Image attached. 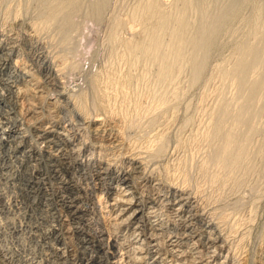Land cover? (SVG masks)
Masks as SVG:
<instances>
[{
	"label": "rangeland",
	"instance_id": "rangeland-1",
	"mask_svg": "<svg viewBox=\"0 0 264 264\" xmlns=\"http://www.w3.org/2000/svg\"><path fill=\"white\" fill-rule=\"evenodd\" d=\"M45 1L0 0V59L5 58L4 65L0 64V264H68L72 260L88 264L96 256L108 264H154V258L146 253L149 240L210 230L209 237L200 236L201 244L189 236L183 250L196 246L203 258L209 252L211 264L221 260L223 264H264V112L252 121L256 130L250 135L240 169L223 171L212 165L209 156L218 144L212 146L207 136L210 113L224 97L235 93L234 87L224 82L222 71L239 59L237 44L264 38V23L260 33L250 30V21L258 9H264V0H237L232 19L219 34L218 47L212 50L199 81L190 82L188 56L184 60L187 65L181 64L184 69L162 95L160 83L154 79L155 67L131 62L122 55L120 41L139 36L141 23L133 21L130 14L141 0H108L101 19L94 22L84 20L83 13L96 0H76L80 8L73 16L65 17L61 11L48 24L42 22L48 11ZM261 18L264 20V15ZM112 32L120 38L118 43L110 41ZM24 69L27 76L22 74ZM124 75L134 79L133 85L125 82ZM9 76L18 86L34 82L42 89V118L57 131L47 137L52 141L50 150L3 86ZM94 79L105 93L101 95L104 100L94 94ZM98 100L112 110L99 108ZM111 115L122 130L116 146L95 130L100 118L107 123ZM60 142L67 153L65 163L56 161L49 152ZM27 146L33 149L30 156H13H20ZM14 147L20 152L11 153ZM65 180L73 185H66ZM118 188L129 190L128 196L141 205L136 218L125 223L115 217L112 207ZM175 189L188 196L181 224L174 223L178 219L170 209L178 197ZM70 199L76 208L68 206ZM192 205L196 211L191 210ZM157 218L162 220V228ZM64 219L73 228L69 238L49 237L45 253L42 228L49 222L58 228ZM154 222L157 224L152 225ZM88 236L95 239L94 245L102 241V251L97 252L92 243H83ZM139 236L143 242L138 241ZM217 243L219 249L215 248ZM183 256L173 255L174 263L182 264Z\"/></svg>",
	"mask_w": 264,
	"mask_h": 264
},
{
	"label": "bare ground",
	"instance_id": "bare-ground-1",
	"mask_svg": "<svg viewBox=\"0 0 264 264\" xmlns=\"http://www.w3.org/2000/svg\"><path fill=\"white\" fill-rule=\"evenodd\" d=\"M75 1L76 0H46L45 4H46V8L48 9V11H47V15L42 17V22L48 24L49 21L54 19L57 16L58 12H61V11H64V13L66 15L65 17L73 16L75 14V11L79 10V8H80V4H75ZM107 1L108 0H96L93 3L89 4L87 6V8L85 9V13H83V14H85L84 20L94 22V21H98L99 19H101L102 13H103V10L107 4ZM236 2H238V1L232 0L231 3L226 4V3L220 2V0H141L140 3H137L138 5H136V8L134 6L135 9H133L132 10L133 12L130 14V17L133 21H138L141 23V28H139L140 29L139 30V36L134 38V39L120 41L121 49H122V55L125 58H127L128 60H130L131 62L141 61L144 63V65L145 64L146 65H152L155 67L154 79L157 80L158 83H160V87H161V89L159 88L160 89L159 90L160 95L163 94L166 85L168 83H170V81L173 80V78H176L175 76H177V75L179 76V74L182 71L181 69H184L183 68V66L185 64L184 60L186 61V58L188 56H190V59L188 58V60H189L188 66H190V71H191L190 72L191 73L190 74V76H191L190 82L195 83V82L199 81L200 76H201L203 69L205 68V66L208 62V59L211 55L212 50H214V48L218 47V36L224 28H227L226 27L227 24L232 19V14H233L232 11L234 9L233 7L235 6ZM45 4H44V6H45ZM45 11H43V12L45 13ZM262 15H264V9H258L255 19H252L250 21V23L252 24V27L250 28V30H252L254 33L258 34V33H260L259 31H261V29H263L264 20L261 18ZM130 33H133V32H130ZM109 39L112 42L117 41V43L120 40V38H117L113 32L110 34ZM236 47H237V50L240 52L239 59H237V61L234 62L230 68L224 69L222 71V77L224 79V82L226 83L227 87L228 86L230 88L234 87L235 93L234 94L232 93L233 95L229 98L224 97L225 99L223 98V101L220 102L221 104H219L217 109L214 108L215 111L212 110L213 113H210L212 124H211L210 130L208 129L210 131L209 135H207L209 137V141L212 144V146H215V144L217 146V144H218V146H217L218 148H216V151H211L213 153L210 154V156H209L210 162L215 167H217V168L219 167V169L220 168L224 169L223 171L229 170V169L233 170V168H234V170H235V168L240 169L242 167L243 162L245 161L244 158L246 159V155L248 153V147H249L248 142L250 143V139H251L250 135L256 130L255 125L253 124L252 121H254L256 118H258L260 113L264 112V71L262 72V70H261V69H264V38L263 37L259 38L257 43H250V42L247 43L246 41H244V42L238 43ZM4 59L5 58L0 59V64H3L5 62ZM182 63H184V64L181 65ZM187 63L185 65H187ZM26 72L28 73V71L25 70L22 74L27 76ZM252 72H255V74L253 73L254 75H251L250 73H252ZM220 74H221V72H220ZM127 75L126 76L124 75L125 76V78H124L125 82L128 84L134 83L133 82L134 79L131 76H127ZM32 83H34V82H32ZM32 83L26 82L22 86H18L17 83H15V80L11 79L9 76L8 78L3 80L2 84H3V86L5 85L6 89H8L12 93V94L11 93L10 94L13 95L12 97L14 98V101L17 102V104L19 106L18 110H20V113L22 112L25 115V118L27 119L26 122L31 124L32 126L33 125L35 126V129L38 130V132H39L37 134H39L40 137L44 139L45 143L47 144V145L45 144V146L47 147L48 150H50L51 149L50 144L52 141H51V139H48L47 137L50 136V134L54 133L56 130L54 129V124L48 123L47 120L46 121L43 120L44 117L42 118V116H44V113L41 112L42 110H40V108H41V104L42 105L45 104V99H44L45 95H43L42 89H40V87L38 89L37 86H35ZM35 84H37V83H35ZM92 86H93V89L95 90L94 94L99 95L103 99V97L101 96L103 91L101 90L102 92H100V89H99V86H98L96 80L94 81V85H92ZM123 86H125V85H123ZM222 87H223V85H222ZM103 94H105V93L103 92ZM156 96L158 97V95H156ZM102 101H99V103H96V105L99 108H102V109L105 108L107 110L108 108H106L107 107L105 105L106 103H103L104 101L103 102ZM81 105H82L81 108L83 110L84 104H81ZM110 109H108V110H110ZM233 109H236V111L233 112ZM108 110H107V112H109ZM111 113L113 114V112H110L109 114H111ZM115 113L116 112H114V114ZM83 114H85V113H83ZM45 115H47V114H45ZM106 117H107V115H106ZM100 119L98 121V123H100V124H98L95 127L97 134H100L101 137L105 134L106 141H108L109 143L114 144V145L119 144V142L122 138L120 136V133L122 130L120 131V127H119V125H117V121L112 120V119H114V116L111 115L107 119L109 121L107 123H105V121L103 122L102 120L100 121ZM56 133H57V131H56ZM207 133H208V131H207ZM52 140H54L53 137H52ZM103 141H104V139H103ZM54 145H55V143H54ZM62 146L63 145H61V142L57 143V146L52 151H49V152H50L51 157L56 159V161L65 163L64 161L66 159L67 153L63 152L64 150H62ZM21 151L22 152L17 150V147H14L11 150V153L14 154V153L20 152V154H19L20 156H18V154L13 155V156H17L18 158L21 159V157H23V156H27V155L30 156L31 153L33 152V149L30 146H27V148H24ZM132 158H133V156H132ZM207 162H208V160H207ZM61 166L64 167V165H61ZM232 170H230V171H232ZM101 171H103V170H101ZM101 173H103V172H101ZM32 178H33V176H32ZM64 183H66V185H68V186L73 185V183L69 180H65ZM152 185L153 184H151V186ZM154 187H156V186L154 185ZM35 188H36V186H35ZM116 191H117L116 197L115 196L112 197V200H111L112 207H114L115 217L118 220H120V223H125V222H127L126 220L131 221V220L135 219L136 215L140 212V207H139L140 204L138 205L136 203L137 201L133 202L131 199L133 197L128 196L127 192L129 190L126 191L125 189H121V188L119 189L118 188ZM176 191H178V190L175 189L174 192H176ZM157 192H159V191H157ZM176 193H178V192H176ZM181 194L182 193L177 194L178 197L176 199H174V201H173L174 203H172V206L170 207L171 211H173L172 213L174 214V217L176 216L178 219V220L174 221V223L179 222L180 224H181L180 219H182V217L184 216V215H182V212H184V209L186 208L185 207L183 209V207H184V205H187V202H188L187 201L188 196H184L183 194L182 195ZM154 196H156V195L154 194ZM158 196H159V194L157 193V197ZM163 196H165V195H163ZM171 196H173V195H171ZM159 198H162V197H159ZM73 200L74 199H72V200L70 199V201L68 203V206H71V208L74 207V205L71 204V202ZM191 204L192 203H190V205ZM76 207H74V208H76ZM190 208L193 211L195 209V206L192 205ZM73 210H75V209H73ZM195 211H196V209H195ZM72 212H74V211H72ZM151 213H153V216H154V213H156V212L152 211ZM149 214H150V212H149ZM23 215H24V213H23ZM141 215H143V214H141ZM186 215H188V214H186ZM194 215H195V213H194ZM150 217H151V215H150ZM154 219H156V218H154ZM184 219H185V217H184ZM189 220H190V218H189ZM68 221L69 220H67V219L61 220V223H59V225H58L60 227H58V228L56 227V225L54 226L53 224H50V222H49V224H46L42 228L41 233H40L41 239L43 240L42 243H44V245H45L48 242L47 239L51 236L56 237L58 235H63L62 237L69 238L70 233L73 230V228H72V226L69 225L70 223ZM147 221H149V220H147ZM184 222H185V220H184ZM150 224H151V222H150ZM156 224H157V222L156 223L154 222L152 225H156ZM185 224H186V222H185ZM158 225L161 228L163 227V222L161 219H158ZM140 228H142V226ZM205 228H206V226H205ZM152 230L153 229L151 228V231ZM163 230H164V228H163ZM184 231H185V229H184ZM196 232H195V234H196ZM209 232H211V230ZM209 232L207 233V232L202 231V233H199L197 235L192 236V234H189V236H192L190 238V239L194 240L192 242H197V241L199 242L200 236L204 235L207 238V236L209 237V234H210ZM133 233H131V234H133ZM135 233H136V230H135ZM141 233H144L143 230ZM156 233L154 234V232H153L154 235H156ZM159 233L157 234L158 236H159ZM211 233H213V232H211ZM161 234H162V232H161ZM35 236H36V234H35ZM142 236H143V234H142ZM189 236H188V234H186V235L181 234V236L170 234V236H168V238L166 240L164 238L165 241L163 239H162V241H160L158 239V237H156L157 239H154L151 241L149 240L148 244H150V245H148L149 248H148V250L146 249L147 250L146 253L149 256H151L150 258H154V261H156V263L154 262V264H160L161 261H163V262L172 261V263H170V264H176V263H174V262H176V260L174 258H172L173 255H175V254L181 255V256L183 254L185 255L181 259L182 264H211V263H209L210 262L209 261V254L210 253L209 252H207V254L209 253L208 255L206 253H204L203 255L205 257L203 258L199 254L200 250L196 249V246L194 247V246L189 245L191 247L188 248V245L186 244L187 246H185V247L188 249L183 250L184 248H182L183 247L182 245H185V240L189 239ZM161 238H163V235ZM140 239H142L141 241L143 242V238L142 237L140 238V236H139L138 241ZM215 239H216V237H215ZM94 240L95 239H93L91 236H88L87 238L86 237L84 238L83 243L86 245L87 244L91 245V243H92L94 247L96 246L95 250L97 252L102 251V249H103L102 247L104 246V245L103 246L101 245L102 241L99 242L98 245H94V243H93ZM209 241H211V240H209ZM135 242H136V240H135ZM46 245L44 247H42L44 249L45 253H46V250H48V248H49ZM142 245L141 246L139 245V246L142 247ZM42 246H43V244H42ZM134 246H136V245L134 244ZM211 246H213V245L211 244ZM140 247H138V248L136 247V248L139 249ZM213 247H215V246H213ZM219 247H220V245L216 246L215 248L219 249ZM127 251H129V250H127ZM123 252H125V251H123ZM201 253H203V252L201 251ZM217 253H219V252H217ZM73 257H74V255H73ZM144 257L145 256H142L143 259H144ZM138 258H141V257H138ZM158 258L161 259V261H158L157 260ZM214 258H216V254L214 255ZM86 260H87V258H86ZM138 261H139V259H138ZM88 262H85V263H88V264H108V262H103V260L100 258V256L99 257L98 256L93 257ZM216 262H218V261H216ZM223 263H224V260H221L218 262V264H223ZM68 264H75V262L72 260ZM140 264H142V263H140Z\"/></svg>",
	"mask_w": 264,
	"mask_h": 264
}]
</instances>
